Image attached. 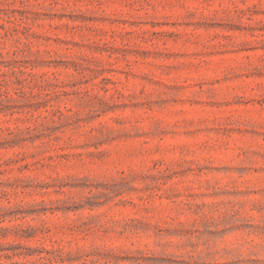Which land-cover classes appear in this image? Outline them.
Here are the masks:
<instances>
[{
  "label": "rangeland",
  "instance_id": "1",
  "mask_svg": "<svg viewBox=\"0 0 264 264\" xmlns=\"http://www.w3.org/2000/svg\"><path fill=\"white\" fill-rule=\"evenodd\" d=\"M0 264H264V0H0Z\"/></svg>",
  "mask_w": 264,
  "mask_h": 264
}]
</instances>
